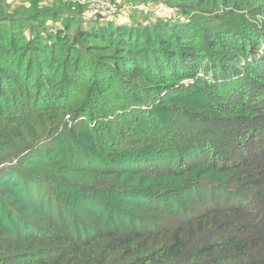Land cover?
Here are the masks:
<instances>
[{
	"label": "trees",
	"instance_id": "obj_1",
	"mask_svg": "<svg viewBox=\"0 0 264 264\" xmlns=\"http://www.w3.org/2000/svg\"><path fill=\"white\" fill-rule=\"evenodd\" d=\"M94 1L0 0V264H264V0Z\"/></svg>",
	"mask_w": 264,
	"mask_h": 264
},
{
	"label": "rangeland",
	"instance_id": "obj_2",
	"mask_svg": "<svg viewBox=\"0 0 264 264\" xmlns=\"http://www.w3.org/2000/svg\"><path fill=\"white\" fill-rule=\"evenodd\" d=\"M162 1L167 3L168 0H162ZM116 4L118 6V9L119 8L123 9L120 11L121 12V14H120L121 19L119 20V22H123L122 24L126 25V26L130 25L133 22L134 18H138L136 21L143 23V25L141 26V27H143L144 25H147L150 22L152 23V21L154 20V19H151L153 12H155L157 9H159L160 11L162 10L161 7L157 8V4H152V3L139 5L137 3H133V1H127V2L121 3V5H123V7L120 6V4L118 2ZM170 9L169 10L167 9V10H168V13L170 15H172L171 19H173V21L178 20V22H181L182 20H184L181 15L174 16V14L170 13ZM140 10H142L143 13ZM99 11L101 13H103V15H106L108 13V11L106 9H103L102 7H100V9H98V7L93 5L91 8V11H89V13H88L89 17L94 20L96 17L93 14L95 12H99ZM133 11H134V13H133ZM154 15H156V14L154 13ZM175 15H177V14L175 13ZM51 19L52 18H48V20L50 21V22L48 21V25L56 26L57 22L55 21V19H53V20H51ZM61 21L63 23L64 20L61 19ZM94 21H96V20H94ZM78 22H80V21H78ZM103 23H105V22H103ZM56 27H58V25ZM62 27H64V25H62ZM75 29H76V24L73 23L69 27V32L72 33Z\"/></svg>",
	"mask_w": 264,
	"mask_h": 264
},
{
	"label": "built area",
	"instance_id": "obj_3",
	"mask_svg": "<svg viewBox=\"0 0 264 264\" xmlns=\"http://www.w3.org/2000/svg\"><path fill=\"white\" fill-rule=\"evenodd\" d=\"M86 0H82V2H85ZM94 5L96 7H98V9H100V7H102L103 9H106L108 11L109 14L113 15V14H117L119 9L116 3H113L109 0H96L94 1ZM171 13H173V9H171ZM156 14H158V12L156 11Z\"/></svg>",
	"mask_w": 264,
	"mask_h": 264
}]
</instances>
